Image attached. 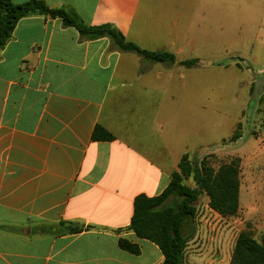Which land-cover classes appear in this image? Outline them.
I'll return each mask as SVG.
<instances>
[{
    "label": "crops",
    "instance_id": "0c3cea01",
    "mask_svg": "<svg viewBox=\"0 0 264 264\" xmlns=\"http://www.w3.org/2000/svg\"><path fill=\"white\" fill-rule=\"evenodd\" d=\"M40 1L92 27L113 25L144 50L189 61L192 41L186 36L179 43L175 22H151L161 0ZM209 3L218 0H199V7ZM152 30L167 31L166 39ZM129 54L108 39L85 41L62 20L40 15L21 20L0 51V264L163 263L149 241L153 260L143 258L145 240L128 227L136 197L160 195L180 160L171 164L166 141L139 136L137 121L126 124L120 110L174 72L141 69L139 63H151ZM98 125L114 140L94 141ZM62 222L91 228L58 235ZM121 238L141 253L122 250Z\"/></svg>",
    "mask_w": 264,
    "mask_h": 264
},
{
    "label": "rangeland",
    "instance_id": "374dc122",
    "mask_svg": "<svg viewBox=\"0 0 264 264\" xmlns=\"http://www.w3.org/2000/svg\"><path fill=\"white\" fill-rule=\"evenodd\" d=\"M165 3L161 0L151 22L154 27L175 22L179 43L186 36L192 41L186 60L198 62L191 67L139 63L141 69H169L174 75L160 79V89L122 103L120 113L126 124L137 121L134 128L139 136L162 137L169 146L171 164L188 154L192 163L204 159L217 171L239 160L238 213L219 214L203 194L185 250V264H230L241 233L258 241L264 235V90L258 100L252 94L264 76V0H218L216 6L209 3L201 8L199 0ZM155 31L161 40L166 39L167 31L149 33ZM238 135L242 138L235 141ZM184 184L195 186L192 177ZM140 243L143 258L152 261L150 243Z\"/></svg>",
    "mask_w": 264,
    "mask_h": 264
},
{
    "label": "trees",
    "instance_id": "16d2710c",
    "mask_svg": "<svg viewBox=\"0 0 264 264\" xmlns=\"http://www.w3.org/2000/svg\"><path fill=\"white\" fill-rule=\"evenodd\" d=\"M47 16L62 20L66 28H74L81 39L96 41L108 39L112 47L122 53H134L144 61L172 66L177 63L174 54L150 52L126 40L113 25L92 27L85 24L75 13L65 8H51L45 1L32 0L16 5L11 0H0V51L8 44L19 22L30 16ZM197 60L181 62L191 67ZM262 78V77H261ZM255 86L252 88L254 94ZM242 138L235 137V141ZM94 141H112L114 136L98 125L93 134ZM235 160L215 171L202 159L192 163L188 154L182 156L178 170L171 174L168 187L158 196L139 195L135 199L134 214L128 227L139 239L156 244L161 250L162 264H185V250L193 234L189 229L196 215V205L205 194L211 209L231 217L240 207V166ZM193 178L194 187H188L184 180ZM91 227L62 222L58 235H74ZM119 247L133 255H139L141 248L128 239L121 238ZM230 264H264V235L261 241L247 233H241L236 241Z\"/></svg>",
    "mask_w": 264,
    "mask_h": 264
},
{
    "label": "water",
    "instance_id": "95a60500",
    "mask_svg": "<svg viewBox=\"0 0 264 264\" xmlns=\"http://www.w3.org/2000/svg\"><path fill=\"white\" fill-rule=\"evenodd\" d=\"M263 90H264V76L256 84L253 99L258 100V97H259L260 93H262Z\"/></svg>",
    "mask_w": 264,
    "mask_h": 264
}]
</instances>
